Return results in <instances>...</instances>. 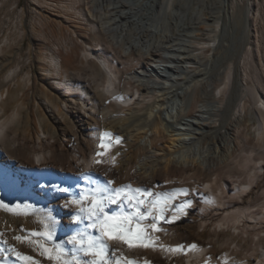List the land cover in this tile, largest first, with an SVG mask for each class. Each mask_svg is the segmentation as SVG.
I'll return each instance as SVG.
<instances>
[{
  "label": "bare ground",
  "instance_id": "6f19581e",
  "mask_svg": "<svg viewBox=\"0 0 264 264\" xmlns=\"http://www.w3.org/2000/svg\"><path fill=\"white\" fill-rule=\"evenodd\" d=\"M255 1L246 0L242 19L241 37L250 45L252 20L260 10L253 7ZM97 3L100 11L112 10L110 24H100L101 29L110 34L115 44H120L124 54L136 53L147 59L145 65L139 67L141 69L127 77L139 84V90L124 93L123 99H114V96L122 97L118 85L108 90L99 89L97 82L92 80L95 82L93 84L90 79L77 73L75 79L67 76L58 79L57 88L46 81L48 88L55 93L49 92L43 85L40 98L49 108H56L57 112L51 116L50 123L33 121L36 140L31 141L27 132L35 112L25 111L26 87L22 89V84V88L20 85L16 88L9 86L11 80L19 77L20 71L7 74L0 80V199L11 203L24 201L45 210L43 214L51 212L59 221L56 243L64 241L77 227L69 224L72 209L66 210L61 205L79 191L77 184L88 187L89 175L98 182L112 179L115 186L129 183L133 187L157 185L162 190L186 187L191 190L189 198L192 204L201 203L207 209L220 205L214 197L207 195L212 188L214 190V180L208 177L212 165L220 159V145H224L230 137L228 130L232 122L238 123L248 116L256 123L252 127L255 135L264 142V40L262 44H256L261 67L254 63L253 48L249 46L239 61L242 78H235L230 66L218 71L220 57L216 50L224 47L226 52L232 48V45L226 48L222 40L228 37L227 27L233 19L229 0H97ZM205 14L213 22L211 30L201 27L209 25L203 17ZM204 31H213V34L205 37L211 49L206 56L193 44L195 39L206 34ZM157 52L160 55L158 60L152 57ZM91 54L95 55L92 51ZM103 69L108 75L109 66L106 63ZM221 73L223 85L218 86L217 94L203 90L197 96L202 103L198 106L195 104L197 109L193 113L191 106L203 82ZM233 84L237 87V93L233 107L229 108L230 117L224 114L218 122L217 116L223 112L224 103L216 99L222 97L229 105ZM247 95L253 99V106L248 109L245 108L246 103L244 105ZM109 99L122 109V116L111 111L107 104ZM24 117L26 120L22 121ZM54 124L59 133L55 131ZM210 130L212 133L208 140L212 141L204 145L202 139L205 132ZM101 132L118 135L123 138V143L115 145L107 154L105 159L108 163L95 165L94 153L98 150ZM59 135L71 144L69 150L60 148L64 142L59 141ZM50 139H53L52 142ZM116 153H119L116 164L111 167L110 158ZM190 173L197 174L201 179L206 178L205 182L185 181L183 177ZM54 185L70 187L72 193H58L53 189ZM190 209H187V213L188 210L190 213ZM112 210L117 209L113 206ZM0 214L4 216L0 219V231L5 232L9 244L37 256L42 264H48L46 259L12 239L21 225L25 229H34L31 225L34 215L16 217L3 210H0ZM185 216L174 223L161 224L165 231L155 235L160 237V242L171 246L196 243L199 251L173 255L158 248L123 250L129 256L139 257L141 264L144 259L152 261V264H204L205 260H209V264H222L224 259L228 260V264H241L231 257L229 247L222 242L218 241L216 246L213 240H203V230L198 231L188 221L185 222ZM21 217L25 219L21 220ZM223 224H218L221 227L219 230L224 228ZM173 227L182 233V237L169 241V231ZM260 238L264 243V235ZM4 247L0 244V248ZM64 247L71 251L70 245L64 244ZM258 256L260 259L256 264L264 260V249L260 250ZM6 262L16 264L12 252L0 253V264Z\"/></svg>",
  "mask_w": 264,
  "mask_h": 264
},
{
  "label": "rangeland",
  "instance_id": "374dc122",
  "mask_svg": "<svg viewBox=\"0 0 264 264\" xmlns=\"http://www.w3.org/2000/svg\"><path fill=\"white\" fill-rule=\"evenodd\" d=\"M229 2L233 22L231 21V25L227 27L228 37L222 40L226 48L230 45L232 48L226 52L224 47L216 50V54L220 57L218 71L221 72L223 68L230 66L233 68L234 77L242 78L243 72L239 68V61L247 47L253 48V61L257 63L256 66L261 67L256 44H262L264 40V0H256L253 3V7L260 10L257 17L252 20V34L249 38L251 45L241 37L246 0H229ZM97 7V0H0V80L7 74L20 71L19 77L11 80L9 86L16 88L19 85L21 87L22 84V89L26 87L25 111L35 112L27 132V135L30 134L31 141L36 140L33 121L50 123L51 116L57 112L56 108H54L56 110L49 108L40 98L43 85L48 88L47 82L57 88L58 79L65 76L75 79L77 75H80L97 82L99 89L108 90L118 85L122 97L124 93H135L140 88L139 84L127 77L141 69L139 67H143L147 59L136 53L124 54L120 44H115L109 37L110 34H106L101 29L100 24L106 22L110 24L112 10L100 11ZM203 17L209 25L207 27L201 25V27L213 29V22L209 15L205 14ZM204 33L206 34L195 39L193 44L206 56L211 49L207 46L205 37L213 34V31H204ZM91 51L95 55H92ZM158 55L157 52L152 57L158 60L160 59ZM105 63L109 66L108 75H105L103 69ZM214 75L215 77H211V80H207L206 83L204 81L199 89L191 106L193 113L197 109L195 104L198 106L202 103L201 100H197V96L203 90L217 94L218 86L223 85V74ZM93 81L91 83L94 84ZM247 84L250 86V83ZM48 91L55 93L51 88H48ZM236 91L237 87L233 84L229 105H226L222 97L216 99L224 103L222 111H225L217 116L218 122L222 120L224 114H227V118L230 117ZM244 101L246 109L253 106L250 95H247ZM107 104L110 105L111 111L115 112L114 114L119 117L123 115L122 109L115 106L111 99L107 101ZM23 120L25 121L26 117L22 118ZM255 124L248 116L238 123L232 122L228 130L229 139L224 145H220V159L212 165L208 177H211L209 180H214L212 185L214 190L212 188L211 193H207V195L210 194L208 197H214L220 205L205 209L201 203L200 205L193 203L190 213L188 210L185 216V222L188 221L198 231L203 230V240H213L216 246L222 242L224 246L229 247L231 257L241 264L258 263L259 252L264 249V243L260 240V237L264 235V142L255 135L252 128ZM54 126L55 131L59 133L56 124ZM211 133V130L205 132L202 139L204 145L212 141L208 140ZM52 140L50 139L51 142ZM59 141L64 142V146H60L61 149L69 150L71 144L64 141L62 135H59ZM217 141L221 142L219 139ZM183 178H186L185 181L194 183H204L206 180L195 173L185 175ZM235 187H238L237 191ZM2 217L4 216L0 214V219ZM228 217L231 219H227ZM39 218L38 215H34L31 219L33 228L38 227ZM24 219L21 217V220ZM219 223H224L223 231L219 230L221 228L218 227ZM169 234V241L182 237V233L175 227L169 231ZM259 263L264 264V260L261 259Z\"/></svg>",
  "mask_w": 264,
  "mask_h": 264
},
{
  "label": "snow or ice",
  "instance_id": "6c2138e0",
  "mask_svg": "<svg viewBox=\"0 0 264 264\" xmlns=\"http://www.w3.org/2000/svg\"><path fill=\"white\" fill-rule=\"evenodd\" d=\"M122 143V137L111 132H101L93 163H108L105 159L107 154L115 145ZM118 155L116 153L111 156V167L115 166ZM88 181L86 188L77 184L79 191L61 205L66 210L72 209L68 217L69 224L77 226L61 243H56V226L59 221L51 212L43 214L45 210L37 209L31 203H11L0 199V210L8 214L16 217L40 216L37 228L25 229L21 225L12 239L31 249L38 257L46 259L48 264H141L139 257L129 256L123 248L129 251L158 248L173 255H187L200 250L196 243L166 245L155 235L165 231L161 224L174 223L187 214V209L192 206L189 188L162 190L157 185L133 187L130 183L115 186L112 179L98 182L93 181L91 175ZM52 187L58 193H72L70 187ZM113 206L117 210H112ZM0 244L5 246L0 248V253L12 252L18 264H42L37 256L9 244L4 231H0ZM64 244L71 246L70 252ZM143 264H152V261L144 259ZM204 264H209V260H205ZM222 264H228V260L224 259Z\"/></svg>",
  "mask_w": 264,
  "mask_h": 264
},
{
  "label": "built area",
  "instance_id": "2783aa9c",
  "mask_svg": "<svg viewBox=\"0 0 264 264\" xmlns=\"http://www.w3.org/2000/svg\"><path fill=\"white\" fill-rule=\"evenodd\" d=\"M24 202V201H23ZM40 217V216H39ZM11 257V256H10ZM16 258V257H15ZM5 264H7V262L5 263ZM16 264H18V262H17V260H16Z\"/></svg>",
  "mask_w": 264,
  "mask_h": 264
}]
</instances>
